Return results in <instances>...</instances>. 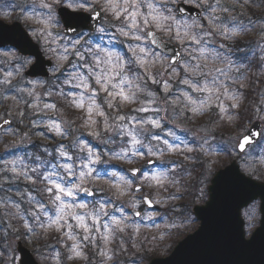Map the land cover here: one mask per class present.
Wrapping results in <instances>:
<instances>
[{
    "label": "snow or ice",
    "instance_id": "1",
    "mask_svg": "<svg viewBox=\"0 0 264 264\" xmlns=\"http://www.w3.org/2000/svg\"><path fill=\"white\" fill-rule=\"evenodd\" d=\"M250 6L264 8V0H39L24 12L51 63L45 67L22 32L14 47L29 55L0 54L6 66L0 67V102L11 100L7 115L29 125L5 151L26 146L33 136L47 141V133L58 140L0 158L5 231L29 241L55 234L64 251L54 249L45 258L51 264L88 261L90 248L98 264H118L119 256L137 248L142 228H158V219L177 211L175 202L194 174L195 182L205 183L220 154L235 153L242 165L220 170L212 190L249 185L264 169V129L222 142L214 133L221 121L239 120L253 61L235 52L250 31L258 30L255 75L264 79V16L247 17ZM68 110L75 119L66 117ZM255 112L264 121V107ZM0 119V129L15 135L12 121ZM198 120L194 131L185 126Z\"/></svg>",
    "mask_w": 264,
    "mask_h": 264
},
{
    "label": "rangeland",
    "instance_id": "2",
    "mask_svg": "<svg viewBox=\"0 0 264 264\" xmlns=\"http://www.w3.org/2000/svg\"><path fill=\"white\" fill-rule=\"evenodd\" d=\"M259 2L260 0H257V3ZM34 3L38 5L39 0H0V19H3L6 22H12L13 20L20 21L31 36L32 29L34 27H37V25H35L32 21H26L23 13L30 10ZM26 6L28 7L27 9L24 8ZM37 11H39L38 8ZM237 11H239V9ZM5 12L9 13L7 17L4 16ZM262 16H264V8H260L257 6H250L247 9V17H251V19H253L254 21L258 20ZM245 22H246V18H245ZM60 30L61 31L63 30L61 24H60ZM89 35H93L94 40L99 39L97 35L94 34H89ZM33 39L41 46V44L35 38ZM104 40L105 43L107 44L108 37L105 36ZM258 42H259L258 30L250 31L247 34L242 35L238 41L239 51L235 52V57L244 56L246 55V52H249L251 57V59L250 58L249 59L250 60L256 59L257 63H259V58L261 54L259 49L257 48ZM113 45L117 50L120 51L125 50V46L121 45L118 41H113ZM4 52H14L17 55H19L13 49L0 50V54ZM253 52H255L254 56H253ZM45 55L49 59V56L46 53ZM0 59H3L2 55H0ZM0 67H6V66L0 65ZM258 71H259L258 67L257 68L254 67V70L252 69V67L250 68V70L247 73L249 77L247 81L248 87L242 89V91L246 93L248 89L251 90L253 89L256 92L257 88H259L260 91L258 90L256 93H258V99L260 104H258L257 106L264 107V104H261V96L259 94L261 92H264V87H262V84H264V79L255 75ZM24 79L30 80L27 77H25ZM13 83H15V81H13ZM20 86L24 87L25 85L22 83ZM245 102H246V95L243 100V105L245 104ZM243 105H242V109L240 110V113L242 112V114L244 108L246 107V104L244 106ZM257 106L253 105V107L249 109L251 110L250 118L252 119V121L251 122L248 121L246 126L242 124L239 125L241 123L242 114L239 116V120L236 124L229 125L227 124V122L221 121L220 126L216 129L214 133L215 141L222 142L228 140L230 137H235L240 132L249 129L252 122L256 120L262 122L264 125V121H261L260 119L257 118L255 112ZM262 115H264V113H262ZM36 118L37 117L35 116L31 117V119H36ZM1 121L2 119H0V122ZM200 123H202V121L198 120L185 126L189 127L194 131L196 126ZM11 128L15 130L16 132L15 135L6 134L4 130L0 131V158L3 159H13L14 156L10 155V153H15L16 155L24 154V150L28 147V145L32 144L36 140L32 138L31 143H28L26 146H21L18 148H9L6 152L5 145H11L13 142H18L20 140V136L23 134L20 133V131H18L15 128L13 123L11 125ZM36 130L37 132L44 131L43 129H36ZM47 136L49 137L47 141L38 138L40 144H48L49 146H53L58 140V138H53L51 133H47ZM82 138L87 139L89 142L93 141L91 137H87L86 135L83 136ZM93 146L96 147L98 150H100L99 148H101V150L103 148L102 145H98L95 141H93ZM253 150L258 151L256 145L253 146ZM234 159L238 160L241 167L242 161L238 156H236L235 153H233L231 157L228 156L227 154H220L218 158H216L215 166L212 172L207 176V179L204 184L195 182L196 177L194 174L192 180L190 181V187L183 194L184 198L182 200L175 202L177 206V211L168 212L167 213L168 219L166 221L162 219H158L156 221V223L159 225L158 228L157 227L142 228L140 235L136 238L137 248H130V250L127 253L119 256L118 264H148L149 263L147 260L148 256L146 253L147 251L150 254L156 253L158 257H162V258L167 257L171 253L170 251L173 249V247H175L180 241H182L188 234L195 232L199 226V222L192 214L193 207L205 205V203L208 201L209 198L208 187L211 184V180L213 176L219 170L224 169L226 166H228ZM113 164L115 167H118L117 165H115V162H113ZM123 167L126 168L127 165L125 164L123 165ZM197 171H199V169ZM261 171H264V169H261ZM251 178L255 179L256 177L253 176ZM20 187L23 188L24 185L21 184ZM201 187L203 188V192H204L203 196H201V193L199 191ZM0 195H4V193H0ZM157 208H158L157 209L158 212L165 211V209L160 208L159 206H157ZM242 215L246 222V234L247 237L249 238L251 233L257 228L260 222L259 202L251 203V205L242 212ZM7 223L8 221L6 218H4L3 222L0 223V264H18L19 255L17 253L16 247L20 239L19 236H17L16 234L11 233L10 231L9 232L5 231ZM173 223L176 225V227H170V225ZM19 226L20 225L17 224V227ZM161 236H163V239H161ZM36 244H37V239L32 241L28 240L27 247L33 251L35 249ZM61 248L56 247L55 250L64 251V249ZM87 251L89 256L88 261H82V260L65 261V264H98L99 258L95 255L96 249L90 248ZM45 257H49V255L44 256L43 254L41 258H45Z\"/></svg>",
    "mask_w": 264,
    "mask_h": 264
},
{
    "label": "water",
    "instance_id": "3",
    "mask_svg": "<svg viewBox=\"0 0 264 264\" xmlns=\"http://www.w3.org/2000/svg\"><path fill=\"white\" fill-rule=\"evenodd\" d=\"M79 14L87 15L85 12ZM21 32L40 53L45 67H48L51 61L44 57L39 45L18 22L7 24L0 20V49L8 46L15 48L14 44L18 43V33ZM15 49L24 56L29 55L30 52L29 50L21 53L17 48ZM7 120L11 121V119ZM6 126L8 125L4 127ZM249 129H263V124L255 121ZM227 167L239 169L240 165L234 160ZM218 172L208 187V201L205 205L193 209L194 216L200 223L198 229L180 241L168 257L153 259L149 264H264V183L250 178L249 185L224 184L213 191V181ZM256 201L261 203V221L248 239L242 211ZM17 252L18 264H40L32 251L21 241L17 243Z\"/></svg>",
    "mask_w": 264,
    "mask_h": 264
},
{
    "label": "trees",
    "instance_id": "4",
    "mask_svg": "<svg viewBox=\"0 0 264 264\" xmlns=\"http://www.w3.org/2000/svg\"><path fill=\"white\" fill-rule=\"evenodd\" d=\"M246 55L248 56V58L251 59L250 57V53L246 52ZM253 60V59H252ZM256 63H252L251 67L254 70V67L257 68L258 63L255 60H253ZM255 72V71H254ZM259 90V88H257V91ZM256 91V92H257ZM260 91V90H259ZM253 89H248V91H246V107L243 110V114L242 112L240 113V115L242 114V119H241V123L239 125H245L247 124V122H251V118H250V111L249 109H251V107L257 106L258 104H260L259 99H258V93H256ZM244 104V105H245ZM12 105V101L8 100V101H4V102H0V117L2 118H11L13 120V124L15 126V128L20 131V133H24V132H28L29 131V125H28V120L25 119L24 123L21 124L19 123L18 119L15 116V113H13L12 116L7 115V111L11 108ZM243 105V106H244ZM74 110H68V112L66 113V117L69 119H75V114H73ZM77 123H79V121H77ZM244 126V127H245ZM33 131L37 132L36 129H34ZM32 138L36 139L35 142H33L32 144L28 145V147L24 150V152H37L39 149L36 147L37 145H40V142L38 140V137L33 136ZM93 144V141H90ZM101 150V148H99ZM103 149V148H102ZM118 167H116V169L118 170L121 165H117ZM105 167H108V165H105ZM257 179L264 181V171H260L256 174ZM20 241H22L26 246L28 245V240L26 237H20L19 236ZM175 244V243H174ZM173 244V245H174ZM35 246V245H34ZM56 247L61 248L62 246L56 243V235H50L47 239H37V244L35 246V249L33 250V254L36 256V258L41 262V264H51V261L45 258H41L42 255L44 254V256L49 255L53 252L54 249H56ZM62 249V248H61ZM147 256H148V262L154 258V257H158V255L155 254H150L148 251L146 252ZM42 260H40V259Z\"/></svg>",
    "mask_w": 264,
    "mask_h": 264
}]
</instances>
